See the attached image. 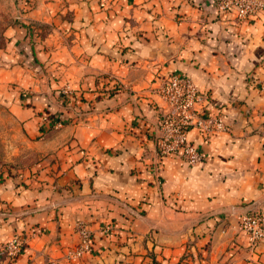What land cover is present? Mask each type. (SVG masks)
<instances>
[{"label":"crops","instance_id":"obj_1","mask_svg":"<svg viewBox=\"0 0 264 264\" xmlns=\"http://www.w3.org/2000/svg\"><path fill=\"white\" fill-rule=\"evenodd\" d=\"M22 11L0 49V86H12L39 159L0 181V242L25 239L0 264H264V238L250 246L236 218L264 205V9L239 21L218 0H38ZM30 20L48 32L27 35ZM170 73L207 90L227 123L208 139L189 128L194 164L158 156V75ZM77 221L91 230L80 255Z\"/></svg>","mask_w":264,"mask_h":264},{"label":"built area","instance_id":"obj_2","mask_svg":"<svg viewBox=\"0 0 264 264\" xmlns=\"http://www.w3.org/2000/svg\"><path fill=\"white\" fill-rule=\"evenodd\" d=\"M219 8L234 7L239 20L245 16L264 9V0H218ZM157 92L165 102L158 122L157 152L158 156L176 154L189 163L202 160L200 149L189 140L188 130L197 128L205 139L227 129L225 118L220 113H213L208 108L210 97L207 90L199 88L193 79L183 73L158 75ZM264 86V85H263ZM69 95L71 89L66 86L61 91ZM62 124L60 118L54 122ZM237 227L246 235L250 246H255L264 238V205L252 206L236 213ZM107 232L110 225L102 229ZM75 231L78 243L74 254L80 255L91 247V230L83 221H77ZM25 245L24 237L14 235L0 242V261L17 255Z\"/></svg>","mask_w":264,"mask_h":264},{"label":"rangeland","instance_id":"obj_3","mask_svg":"<svg viewBox=\"0 0 264 264\" xmlns=\"http://www.w3.org/2000/svg\"><path fill=\"white\" fill-rule=\"evenodd\" d=\"M38 0H0V49L4 48L8 38V29L22 22L21 13L28 3L36 6ZM23 24V22H22ZM27 35L44 36L48 30L47 23L30 20L24 24ZM0 57V66H3ZM14 85V83H12ZM12 86H0V181L6 176L17 173L19 170L34 165L38 159L32 138L25 132L22 120L18 117L16 108L12 104L9 91ZM18 95V94H17ZM20 99L16 105H25L24 96L19 93Z\"/></svg>","mask_w":264,"mask_h":264}]
</instances>
